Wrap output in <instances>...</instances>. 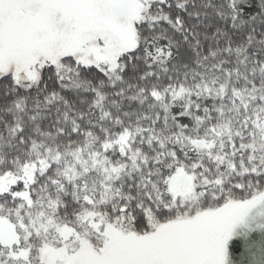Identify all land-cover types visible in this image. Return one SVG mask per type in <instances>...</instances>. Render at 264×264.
<instances>
[{"label": "snow or ice", "instance_id": "1", "mask_svg": "<svg viewBox=\"0 0 264 264\" xmlns=\"http://www.w3.org/2000/svg\"><path fill=\"white\" fill-rule=\"evenodd\" d=\"M0 264H264V0H0Z\"/></svg>", "mask_w": 264, "mask_h": 264}]
</instances>
